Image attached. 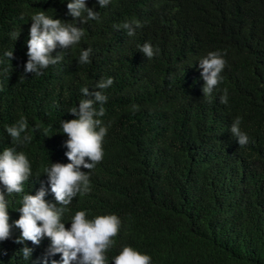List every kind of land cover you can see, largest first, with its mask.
<instances>
[{
    "label": "trees",
    "instance_id": "trees-1",
    "mask_svg": "<svg viewBox=\"0 0 264 264\" xmlns=\"http://www.w3.org/2000/svg\"><path fill=\"white\" fill-rule=\"evenodd\" d=\"M68 2L0 0V152L15 148L31 167L24 191L6 196L9 223L19 219L23 195L42 186L56 204L44 169L70 162L61 120L76 118L68 111L85 98L82 88L111 77L98 117L108 128L104 157L89 172L90 191L62 214L65 227L76 211L89 220L116 215L120 228L106 264L123 246L149 255L150 264H264V0H110L105 7L85 0L100 19L77 22L84 36L57 47L60 63L25 74L31 17L44 11L75 24ZM132 21L141 24L132 37L115 27ZM145 43L158 49L151 59L140 52ZM88 48L90 63L79 65ZM211 51L226 65L209 100L198 62ZM237 117L249 137L243 147L230 132ZM21 118L28 123L22 138L31 142H13L5 131ZM19 236L13 227L0 241V264H43L50 240L17 244ZM25 246L33 249L27 260ZM47 260L60 264L61 254Z\"/></svg>",
    "mask_w": 264,
    "mask_h": 264
},
{
    "label": "clouds",
    "instance_id": "clouds-1",
    "mask_svg": "<svg viewBox=\"0 0 264 264\" xmlns=\"http://www.w3.org/2000/svg\"><path fill=\"white\" fill-rule=\"evenodd\" d=\"M110 0H97L100 7H105ZM68 14L73 18L71 22H63L60 19L48 17L44 11L38 12L31 17V27L29 30L30 39L27 40V57L24 64V73L41 75L42 71L50 65H56L63 59L62 55H53L59 47L67 49L76 45L84 36L82 27H77V22L81 25L89 20H99V12L93 8L86 7L85 0H70L67 3ZM126 30V35H135L136 28L141 27L139 21L124 23L115 26ZM15 39L19 35L12 33ZM91 48L80 52L77 63L85 65L90 63ZM140 52L147 59L153 58L158 49L154 50L150 43H145ZM4 56L9 60L14 59L13 51H7ZM201 78L204 86L202 88L203 97L210 100L216 86L222 81L220 75L225 68L226 61L218 51L208 52L199 62ZM22 77H24L22 75ZM25 78V77H24ZM114 83L113 78L101 79L91 91L85 87L81 89L85 97L79 101L78 107H72L68 112L75 116V119L61 120L62 133L68 139L64 142V147L68 149L65 153L67 164L51 163L50 167L44 169L47 176L50 191L54 194L56 204L48 203L44 197L46 190L42 186L35 195H23L19 209L20 217L12 224L9 223L8 201L6 196L13 193H22L23 184L31 175L30 162L23 152H17L15 148H5L0 152V241L8 240L12 234V228L20 230V236L14 241L21 244L31 241L33 245H39L41 240L47 237L50 246L47 249L43 264H48L47 257L61 254L60 264H106L105 253L113 244L120 228L119 218L112 215H98L89 220L85 211H76L70 221V228L65 227L61 222L62 214L67 210V206L77 196L90 191L89 172L102 161L104 157L103 141L108 132V128L102 125L101 119L105 114L103 105L108 97L104 90ZM222 104L228 103V90L224 89L220 96ZM96 105H99L97 109ZM137 109V105L132 106ZM241 119L237 117L230 126L232 137L240 147L248 144V135L241 130ZM28 128L25 118L19 119L10 126H6L5 131L13 142H31L32 137L24 135ZM47 136V135H45ZM81 167L87 172L81 171ZM57 204L60 207H57ZM20 252L24 259H30L33 249L27 246ZM151 257L134 250L130 246H123L122 250L113 258V264H150ZM51 264H57L52 260Z\"/></svg>",
    "mask_w": 264,
    "mask_h": 264
}]
</instances>
